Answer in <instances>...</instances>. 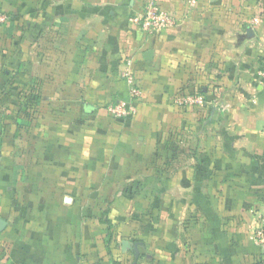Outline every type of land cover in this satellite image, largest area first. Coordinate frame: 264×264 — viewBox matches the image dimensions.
<instances>
[{"label": "crops", "instance_id": "crops-1", "mask_svg": "<svg viewBox=\"0 0 264 264\" xmlns=\"http://www.w3.org/2000/svg\"><path fill=\"white\" fill-rule=\"evenodd\" d=\"M159 1L176 24L146 35V0H0V264L264 259V0Z\"/></svg>", "mask_w": 264, "mask_h": 264}, {"label": "built area", "instance_id": "built-area-1", "mask_svg": "<svg viewBox=\"0 0 264 264\" xmlns=\"http://www.w3.org/2000/svg\"><path fill=\"white\" fill-rule=\"evenodd\" d=\"M197 0H190L189 5L194 7ZM8 18L4 14H0V24H5ZM130 22L140 29L146 35H158L165 29H168L176 24L174 15L165 11L159 0H146L143 9L140 13L134 15ZM262 21L254 19L251 23V28H260ZM259 76L264 83V61L262 62ZM122 79L128 89V96L126 99L119 100L112 105L106 107V112L115 120H126L133 117L140 104L144 91L141 87L140 80L136 70L134 69V61L127 60L125 69L122 72ZM176 104L180 107H205L207 105L206 99L199 93H184L177 97ZM224 108V107H222ZM256 244L264 250V227H260L255 233ZM264 264V259L259 263Z\"/></svg>", "mask_w": 264, "mask_h": 264}, {"label": "water", "instance_id": "water-1", "mask_svg": "<svg viewBox=\"0 0 264 264\" xmlns=\"http://www.w3.org/2000/svg\"><path fill=\"white\" fill-rule=\"evenodd\" d=\"M248 36L249 37L253 36L252 28H250L248 30ZM152 57H153V52L152 51L147 52L146 55H145V58H146L147 61L152 60ZM70 202H71V199H67V203H70ZM7 226H8V222L0 217V233L2 231H4ZM140 246H141L140 243H135L134 245H132L130 243V241H128V240L122 241V251L124 253L127 252L128 250L129 251L130 250L134 251V254H135L134 264L138 263V260H139V257H140Z\"/></svg>", "mask_w": 264, "mask_h": 264}, {"label": "trees", "instance_id": "trees-1", "mask_svg": "<svg viewBox=\"0 0 264 264\" xmlns=\"http://www.w3.org/2000/svg\"><path fill=\"white\" fill-rule=\"evenodd\" d=\"M200 92H201L200 94H203L202 90ZM112 240H113V233L110 231L109 235H108V249H109V251H111L110 245H111ZM141 259H142V257H141Z\"/></svg>", "mask_w": 264, "mask_h": 264}, {"label": "rangeland", "instance_id": "rangeland-1", "mask_svg": "<svg viewBox=\"0 0 264 264\" xmlns=\"http://www.w3.org/2000/svg\"><path fill=\"white\" fill-rule=\"evenodd\" d=\"M261 21H263V22H264V19H263V18H261ZM263 28H264V23H263Z\"/></svg>", "mask_w": 264, "mask_h": 264}]
</instances>
